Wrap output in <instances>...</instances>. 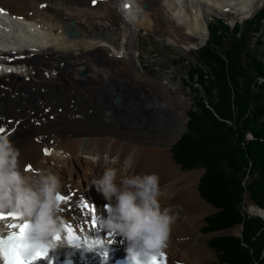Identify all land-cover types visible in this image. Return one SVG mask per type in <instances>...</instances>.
Returning <instances> with one entry per match:
<instances>
[{
  "label": "bare ground",
  "instance_id": "bare-ground-1",
  "mask_svg": "<svg viewBox=\"0 0 264 264\" xmlns=\"http://www.w3.org/2000/svg\"><path fill=\"white\" fill-rule=\"evenodd\" d=\"M92 2L0 0V127L15 129L6 137L20 152L21 171L29 176L50 172L61 191L106 202L93 181L110 167L119 169L121 179L128 158L129 174H158L165 191L162 208L178 214L166 248L171 259L212 264V251L196 246L197 225L213 210L201 195L206 171H184L171 151L184 129L177 108L180 86L141 72L140 57H133L126 42L144 31L188 49L207 41L205 11L244 18L261 2ZM73 29L77 37H68ZM82 69L86 74L78 76ZM115 96L119 103L113 102ZM113 158H118L114 164ZM234 231L244 237L241 229Z\"/></svg>",
  "mask_w": 264,
  "mask_h": 264
},
{
  "label": "trees",
  "instance_id": "trees-1",
  "mask_svg": "<svg viewBox=\"0 0 264 264\" xmlns=\"http://www.w3.org/2000/svg\"><path fill=\"white\" fill-rule=\"evenodd\" d=\"M219 28L212 27L214 41L196 53L197 62L187 68L189 79L197 85L196 109L189 112V129L173 148L183 169H206L201 194L220 209L207 217L206 233L231 228L243 220L246 223L240 214L245 197L264 209V85L254 86L255 77L263 75L264 69L256 59L246 65L245 42L234 37L228 41ZM249 223L262 229L254 244L251 233L245 239L248 245L243 243L244 237H222L211 248L230 257L231 250L227 252L223 246L238 247L233 260L264 264V221L251 218ZM249 245L256 249V256L250 255Z\"/></svg>",
  "mask_w": 264,
  "mask_h": 264
},
{
  "label": "clouds",
  "instance_id": "clouds-1",
  "mask_svg": "<svg viewBox=\"0 0 264 264\" xmlns=\"http://www.w3.org/2000/svg\"><path fill=\"white\" fill-rule=\"evenodd\" d=\"M19 157L12 142L6 136L0 138V216L16 215L20 223L28 224V243L32 250L39 251L61 229L57 196L62 186L50 172L36 176L22 172ZM131 167L132 160L128 158L121 179H117L119 169L110 167L93 184L109 202L104 229L127 242L132 264H151L152 258L168 247L178 214H173V208H162L160 201L165 191L159 175L129 174ZM108 243L102 240L89 251L107 247Z\"/></svg>",
  "mask_w": 264,
  "mask_h": 264
},
{
  "label": "rangeland",
  "instance_id": "rangeland-1",
  "mask_svg": "<svg viewBox=\"0 0 264 264\" xmlns=\"http://www.w3.org/2000/svg\"><path fill=\"white\" fill-rule=\"evenodd\" d=\"M262 6H264V0H262L258 9L252 15H254L257 11H259V9H261ZM229 15L232 17H235V15L233 13H229ZM209 16H211L210 13L206 12L205 17L208 18ZM237 21H239V19H237ZM263 29H264V26H263ZM144 33H143V31H140L139 33H137V35L135 37H131L129 40H127L126 47H127L128 51L131 52L133 57H135V54H137L140 57L139 60H140L141 64L144 65V69L139 66V70L141 72L145 73V75H147V76L151 75L152 78L154 77L155 80L161 81L162 83H166L169 86H171V85L172 86L173 85L180 86V90H178L176 96H180L179 98L181 99V103L178 105L177 108L180 109V112L182 113L181 126L184 128L183 131L180 132L182 134L184 132V130L186 129L187 113L191 110L194 111L196 109L195 102H194V99L196 96L195 89H194L196 87V85H194V84L196 82H195V80H192V81H190L191 83H188L189 81L187 82L185 80L187 78V76H186L187 71H188L187 68L189 66H191V64L196 62L195 59L193 58L192 53L195 52L196 50H198L199 48L203 47L204 45L199 44L197 46L190 47L187 49V48H184L183 46H180V45L174 46V45L167 44V42L165 40L163 41V40L159 39V41H161V42H158L157 36H155V35H143ZM251 45H252L253 50H257L258 45L256 44L255 40H253ZM260 50H261L260 52L256 53L257 54L256 56L259 58V60H264V41H263V45L261 46ZM247 60L249 61V57L247 58ZM175 61L177 62V64H174ZM203 70H204V68H203ZM73 92L74 91H72L70 93L74 94ZM90 110L92 112V109H90ZM87 114H85V115H87ZM172 149H173V144L171 147V151H172ZM176 162L178 164H180L182 167V164L179 160H176ZM71 167H72V165H71ZM194 169L199 171V169H201V168H199V169L194 168ZM183 170L184 171H190L193 169H190V170L183 169ZM201 170L206 171L205 168L201 169ZM69 172L70 171L67 170L68 174H70ZM204 174H205V172L203 173V175ZM203 175H202V177H203ZM70 176H72V175L70 174ZM204 200H206V199H204ZM208 204H210V203H208ZM211 206H212L213 210L210 213L206 214L205 219H202V221L197 225L198 240L196 242V246L203 244L204 246H206L208 249H210L212 251L213 255H215V258L213 259L212 264H228V263H230V264H242V262L240 260L239 261L237 259L233 260V257L235 255H237L236 253L239 252L238 247L234 248V247H230L229 245L223 246L224 247L223 249H225V251L228 252L231 250L230 255L232 256V258L229 261L231 256L229 257V256H225L226 254L225 255L217 254V251L215 250V248H213V246L211 248L210 244L214 243L216 241H220L219 239H216L219 237L222 238V237L229 236V237H240V239H242L241 235L239 236V231L235 232L234 231L235 229H237V230L241 229L242 232L244 231L242 234V236H244V238H243L244 242L242 241L243 243L246 242L247 238H249L250 237L249 235L252 233V237H251L252 239L250 241L252 244H254L255 240L257 241L258 238H261L262 229L258 231L259 225H257L256 227L255 226L252 227V225L249 222H250L251 218H258L259 220L264 221V209L263 210L260 209L259 206H257L256 204H253L251 199H248L245 197V202L242 204V209L240 210V214L243 217H245L247 224L244 223L245 220H243V222L237 223L234 226H232L231 228H226L224 230L215 231L214 232L215 235L213 233H209V232H208V234L207 233L204 234L203 230H204L205 226L208 225L207 220L209 218H207V217L211 216V214H214V213L216 214V213L220 212V209H217L213 205H211ZM253 207L256 210H254ZM258 209L262 213H259ZM247 225L249 227H251L250 230H249V227L247 228ZM253 235H254V237H253ZM245 244H247V243H245ZM230 248H232V249H230ZM249 249H250V255L252 254L253 257L257 255L256 249H253V247L251 245H249ZM219 252L222 253L221 250ZM263 257H264V250L261 253V259ZM255 260H256V258H255ZM256 264H259L258 260L256 261Z\"/></svg>",
  "mask_w": 264,
  "mask_h": 264
},
{
  "label": "snow or ice",
  "instance_id": "snow-or-ice-1",
  "mask_svg": "<svg viewBox=\"0 0 264 264\" xmlns=\"http://www.w3.org/2000/svg\"><path fill=\"white\" fill-rule=\"evenodd\" d=\"M96 2L97 0H93L94 5ZM9 123L12 122L9 121ZM14 130L0 127V138L11 135ZM26 170H31V167L29 166ZM65 199L63 194L57 196V201L60 203H63ZM85 209L93 214L97 213L95 205L86 203ZM0 221H11L8 228L12 230L7 239L0 238V264H41L42 261L48 259L50 251L47 247H43L39 251L31 249L28 243V224L14 222L19 221L16 215L0 216ZM67 232L71 233L72 230L67 229ZM53 239L60 242L62 237L57 235ZM71 239L72 237L69 236V240Z\"/></svg>",
  "mask_w": 264,
  "mask_h": 264
},
{
  "label": "water",
  "instance_id": "water-1",
  "mask_svg": "<svg viewBox=\"0 0 264 264\" xmlns=\"http://www.w3.org/2000/svg\"><path fill=\"white\" fill-rule=\"evenodd\" d=\"M70 34V33H69ZM215 235V233H213Z\"/></svg>",
  "mask_w": 264,
  "mask_h": 264
}]
</instances>
